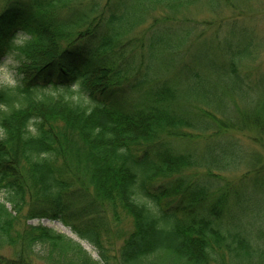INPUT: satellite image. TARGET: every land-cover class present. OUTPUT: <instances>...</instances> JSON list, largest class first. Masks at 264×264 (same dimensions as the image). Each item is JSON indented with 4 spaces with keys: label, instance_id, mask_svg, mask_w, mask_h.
Listing matches in <instances>:
<instances>
[{
    "label": "trees",
    "instance_id": "16d2710c",
    "mask_svg": "<svg viewBox=\"0 0 264 264\" xmlns=\"http://www.w3.org/2000/svg\"><path fill=\"white\" fill-rule=\"evenodd\" d=\"M199 1L0 0V61L13 59L18 81L0 88V244L17 247L0 264H32L41 247L72 260L48 254L45 264H109L108 222L122 211L132 227L117 264H264V169L253 162L238 187L217 186L242 163L228 134L255 129L264 138V72L245 81L238 64L255 46L235 34L215 56L180 53L190 33L205 42V30L176 32L160 19ZM158 11L142 40L128 37ZM73 89L89 111L45 92ZM232 107L237 125L224 120ZM203 136L215 145L200 158L170 146ZM32 197L29 217L62 222L100 261L47 226L16 230Z\"/></svg>",
    "mask_w": 264,
    "mask_h": 264
},
{
    "label": "rangeland",
    "instance_id": "374dc122",
    "mask_svg": "<svg viewBox=\"0 0 264 264\" xmlns=\"http://www.w3.org/2000/svg\"><path fill=\"white\" fill-rule=\"evenodd\" d=\"M223 2V0H217ZM232 2V7L234 9H228L223 7L220 2L217 3V6L213 9L209 5L200 0L199 2L185 6L181 8L178 12L168 13L165 18L160 20L166 21L165 23L173 24V31L181 32L183 28H186L185 25L197 26L195 31L200 32L201 29L205 30V42H199L197 36L194 37L192 42L187 38L185 47L181 49L180 53L182 54L183 50L189 51L190 54L200 55H213L219 46L223 47L230 44V36L235 34L239 43L243 45H248L249 42L253 41L255 46V53L252 54L250 59H244L241 63L238 64V69L240 74H243L245 81L252 85V82H256V78L259 74L264 72V0H228ZM162 14L161 12L151 13L146 15V23L141 27L131 31L128 37H136L140 40L143 39V33L151 27L152 24H155L157 21L158 15ZM176 25V26H175ZM206 28V29H205ZM151 30V29H149ZM141 42H138L139 46ZM212 43V44H211ZM137 50V48H134ZM216 54V53H215ZM215 56V55H213ZM184 59H175V64L177 67L181 64V61ZM13 59L11 57L4 58L0 61V88L6 87V82L9 80H15V73L13 70L14 66ZM164 66V65H163ZM175 66V67H176ZM174 68L162 70V77L168 79H174ZM181 81L177 80V86H181L179 83ZM264 87V78L260 82V88ZM183 88V85L181 86ZM72 93H64L61 91H45L46 95L52 94L57 98L58 96L63 97L67 101H73L74 103L80 101L78 94L75 89ZM235 99V98H233ZM82 101V102H81ZM78 104L82 105L84 100H81ZM87 104V103H86ZM238 108L241 109V106H244V103L234 102ZM90 107V106H89ZM246 109V108H245ZM237 107H232L231 115L227 114L224 116V120H229L230 123H235L237 125L238 121L234 118L237 116L236 113ZM235 119V120H234ZM112 122V121H111ZM114 123V122H113ZM229 139L236 143L234 146L235 153L237 158L242 162L239 164L236 170H230L223 174L224 178L219 185L225 186L227 182L234 187H238V180L241 176L246 174L247 169H251L253 162L259 165L264 169V138L255 130H234L228 134ZM202 137V136H200ZM216 141H218L216 139ZM224 143V142H223ZM221 143V144H223ZM214 139L210 137L199 138L196 140H188L187 138L173 139V142L170 143L172 149L180 152H186L187 154H194L195 156L203 157L201 153H205L210 146H214ZM205 170L199 171L204 172ZM198 173V172H197ZM218 189V187H217ZM30 195V194H29ZM36 201L34 197L27 199V205L17 216L15 229L20 230L26 225H41L47 226L55 229L57 232L63 233L74 242H79L83 249H85L92 259L100 261L98 250L88 243L86 240L79 238L74 232L71 231L69 227L64 226L60 222L54 219L49 218H38V217H29L27 215L28 204ZM40 205V204H39ZM111 208H109V212ZM120 218L116 222L111 223V229L107 236V241H105L104 246H106V254L108 255L109 264H117V250L120 247L123 239L131 231L132 220L130 216L122 211L120 213ZM66 230V231H65ZM17 247H12L8 245L0 244V258L2 259H14L16 256ZM54 257L58 262L62 260L63 263L71 262V258L66 253H63L61 256L55 251H49L48 249H43L41 247L36 249V252L33 253L34 257L32 258V264H45L46 256Z\"/></svg>",
    "mask_w": 264,
    "mask_h": 264
},
{
    "label": "clouds",
    "instance_id": "9594fccd",
    "mask_svg": "<svg viewBox=\"0 0 264 264\" xmlns=\"http://www.w3.org/2000/svg\"><path fill=\"white\" fill-rule=\"evenodd\" d=\"M19 34L17 35H14L13 38H12V41H11V44H12V47L16 48L17 46H22V43L21 41L19 40ZM6 87H8L9 89H15L17 86H18V81L16 80H9L6 82ZM27 127L35 132V129L31 126V121L29 122V124L27 125Z\"/></svg>",
    "mask_w": 264,
    "mask_h": 264
},
{
    "label": "bare ground",
    "instance_id": "6f19581e",
    "mask_svg": "<svg viewBox=\"0 0 264 264\" xmlns=\"http://www.w3.org/2000/svg\"><path fill=\"white\" fill-rule=\"evenodd\" d=\"M82 102V101H81ZM84 103H85V105H86V100H84ZM82 106H84V104H82ZM85 108H86V110L87 111H89L90 110V107L89 106H84ZM58 222H60V221H58ZM61 224H63L62 222H60ZM64 225V224H63ZM64 226H66V225H64ZM66 227H68V226H66ZM50 228V227H49ZM53 229V228H52ZM55 230V229H54ZM66 231V230H65ZM60 233V232H59ZM63 234V233H62ZM68 237V236H67ZM75 243H78L81 247H82V245L79 243V242H75ZM83 248V247H82ZM85 250V249H84ZM86 251V250H85ZM87 252V251H86ZM88 253V252H87ZM89 254V253H88Z\"/></svg>",
    "mask_w": 264,
    "mask_h": 264
}]
</instances>
